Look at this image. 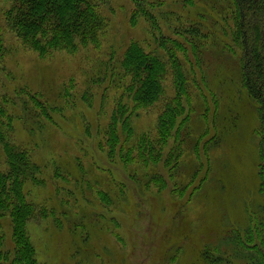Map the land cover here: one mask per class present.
Segmentation results:
<instances>
[{
  "label": "rangeland",
  "instance_id": "374dc122",
  "mask_svg": "<svg viewBox=\"0 0 264 264\" xmlns=\"http://www.w3.org/2000/svg\"><path fill=\"white\" fill-rule=\"evenodd\" d=\"M1 1L0 10H6L8 3ZM229 5V0H151L147 9L153 15L154 26L159 27L154 30L143 18L132 28L128 17L134 5L127 0H110L105 8L108 15L111 13L112 24L101 46L86 48L74 57L57 54L48 62L23 50L5 28L2 38L13 49L7 50L11 54L5 72L10 74L3 75L0 71V95L9 92L13 96L15 86L26 85L25 92L39 96L48 108L57 106L65 117L50 110L51 118L69 132L54 129L38 112L35 100L24 94H19L10 106L14 115L9 120L10 133L0 127V136L5 134L10 141L30 147L33 159L45 166L41 173L46 178L41 174L40 186L26 184L27 201L40 214L45 208L54 215L57 210L58 218L63 220V225L50 216L30 220V235L40 264H192L206 248L232 264H263L259 114L242 85V70L236 63L242 50L234 45L232 23L225 18L230 15L226 11ZM3 26L0 12V29ZM132 40L165 61L171 54L177 56L187 79L190 107L186 101L185 104L190 121L176 139L182 144L183 154L175 168L136 161L127 168L118 164L116 170L126 183L128 202L116 190L122 203L105 213L124 215L125 229L131 234L132 225L139 240L137 243L129 238L119 246L106 235L108 220L99 218L105 209L99 201H93L92 191L98 186L109 190V178L121 182L112 173L111 163L97 151L118 99L102 77L108 64L117 65ZM230 47L234 49L233 55L228 52ZM164 85L161 101L135 119L138 134L154 131L164 104L172 101L175 94L172 72L168 71ZM113 91L118 92L117 88ZM84 94L91 98V107L84 105ZM6 122L8 119L3 121L0 117V124ZM81 123L86 127H81ZM86 130L91 132L89 138ZM136 141L133 139L131 144ZM198 141L200 146L206 143V155L195 153ZM167 146L168 150L177 146L174 137ZM123 168L133 178L124 174ZM6 169L0 144V172ZM56 173L64 180L55 181ZM154 175H162L168 188L158 190L151 180ZM189 183L190 188L186 187ZM179 191L187 197L177 198ZM140 194H144L140 205L132 204V210L125 213L124 204L135 203ZM9 221V218L1 221L4 251L14 248ZM82 222L92 225L91 239L85 243L88 240L82 236L83 232L76 238L81 246H75L71 243L74 234L68 229ZM58 225H62L59 230ZM234 225L232 232L229 229Z\"/></svg>",
  "mask_w": 264,
  "mask_h": 264
},
{
  "label": "trees",
  "instance_id": "16d2710c",
  "mask_svg": "<svg viewBox=\"0 0 264 264\" xmlns=\"http://www.w3.org/2000/svg\"><path fill=\"white\" fill-rule=\"evenodd\" d=\"M109 1L2 0L1 2L8 3L9 7L6 10H0L4 25L0 29V71L3 75L10 74L5 72L8 68L6 60L11 54L7 51L10 44L5 43L2 38L5 28L23 50L35 54L38 59L44 62L55 59L57 54L67 53L74 57L86 48H99L104 38L109 36L108 33L111 29V13L108 15L105 8ZM127 1L134 5V10L128 17L132 28L138 24L140 18H143L147 21L148 26L150 23L154 30L159 29L154 26L153 15L147 9L151 0ZM229 3L226 11L230 15L225 18H229L232 23L231 38L234 45L242 50L240 60L236 63L242 70V85L254 102L259 114L258 177L259 191L264 194V0H229ZM187 32L189 31H185V33ZM175 45L177 46L176 43ZM10 48L13 49V47ZM232 51H234L232 47L228 48L229 54L233 55ZM168 71L172 72L175 78L174 97L171 102L164 104V108L157 116L155 133L146 130L138 134L136 131L138 129L134 127V121L147 109L161 101V97L165 93L164 82ZM102 80L109 82L112 92L118 95V99L116 109L105 125L103 142L99 143L97 151L111 163L112 173H115L121 182L117 183L114 179L109 178L110 189L98 186L96 190L92 191V197L93 201H99V204L105 209L99 218L108 220L106 235H109V241L120 246V243H126L131 238L132 241L136 239L139 243L132 225L130 226L131 234H129V230L125 229L124 215L116 217L105 213L115 210L117 205L122 203V200H118L120 197L116 196V190L128 202L126 183L121 179L116 168L120 163L127 168L131 166V162L135 161L166 165L171 168L177 166L183 153L181 152L182 144L177 142L179 139H176L179 138L182 127H187L188 121H190V114L187 113L185 104L186 101L190 107V101L187 98V79L176 55L171 54V57L165 61L159 54L146 49L139 41L132 40L118 59L117 65H107V72ZM116 88L118 92L113 91ZM26 90V85H20L15 86L13 96L8 95L9 92L0 95V117L3 121L8 119V122L0 124V127L6 128L5 130L10 133L11 122L9 120L14 116L10 106L16 102L19 94H24L35 100L38 112L55 126L54 129L69 133L51 118L50 110L56 111L58 114L61 113L59 109H56L57 106L55 109L51 106L48 108L39 96L31 95L29 92H25ZM106 90L111 91L107 88ZM65 92L68 94V91L65 90ZM82 99L85 100L82 102L87 108L91 107L92 100L90 97L88 98L87 94H84ZM63 115L59 116L64 118ZM81 116L85 117L84 114ZM81 127L86 126L81 123ZM86 134L88 138L91 136V132L88 130H86ZM173 137L177 146L168 150L167 144ZM133 139L137 140L135 144H131ZM0 144L7 164V169L0 172V264H40L36 247L30 235V220L38 217V219H46L50 216L55 220V223L63 225V220L57 216V210L54 215L52 210L49 211L45 208L40 214L37 213V207L27 201L26 184L40 186L43 182L41 178L43 173L41 172L45 166L33 159L30 147H23L10 141L5 134L0 136ZM200 144L201 142L198 141L195 145V153L198 156L202 152L206 155L208 152L206 143L202 146ZM125 172L127 173L123 168V173L125 174ZM127 175L130 179L133 178L132 174L127 173ZM61 176L60 173H56L55 181L64 180ZM42 177L46 178L44 175ZM151 180L158 190L168 188L167 181L162 175H154ZM191 186L189 183L186 187L190 188ZM60 190L63 193L62 189ZM177 190L176 192H178ZM70 192L72 191L70 190ZM182 193L183 191H179V194L175 196L179 199L187 197V195H181ZM171 194L173 193L171 192ZM142 195L144 194L138 196V201L135 203L125 201L124 212L131 211L132 204L139 206L143 200ZM5 218L10 219L9 227H11V237L14 243V248L10 251L2 250L4 233L1 221ZM62 225H58L57 229L59 230ZM235 225L231 226L229 230L234 232L237 226ZM89 227L92 225L82 222L78 225L75 224L73 229H68V232L74 234L75 237L71 243L81 246V242H77L76 238L83 232L82 236L85 235V239L88 240L85 243L89 242L91 239ZM133 243L135 244L136 241L134 240ZM78 250L80 249L78 248ZM205 261H209V264H232L223 256L221 258L213 255L208 248L204 252L203 250L199 252L192 264H205ZM262 263L264 264V261Z\"/></svg>",
  "mask_w": 264,
  "mask_h": 264
}]
</instances>
